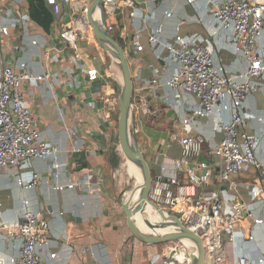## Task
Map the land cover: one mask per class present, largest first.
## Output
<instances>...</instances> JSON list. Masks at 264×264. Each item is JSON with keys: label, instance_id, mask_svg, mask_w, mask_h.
Instances as JSON below:
<instances>
[{"label": "crops", "instance_id": "crops-1", "mask_svg": "<svg viewBox=\"0 0 264 264\" xmlns=\"http://www.w3.org/2000/svg\"><path fill=\"white\" fill-rule=\"evenodd\" d=\"M222 1L197 0L189 4L186 0H141L134 10L135 21L129 19L131 9H125L118 15L115 21L117 32L113 38L121 45L120 36L127 39L137 29L144 30L145 19L150 17L151 21L147 20L149 28L162 26L166 40H173L179 28L182 35L212 47L216 63L223 64L230 76H239L246 70L247 63L235 53L229 32L219 31L217 35H211L219 29L213 9ZM60 3L63 4L62 0ZM11 8L29 13L32 22L28 37L36 39L39 45H29L21 26L13 28L8 38L2 39L0 35V69L25 61L34 73L48 71L51 74L49 80L23 87L26 105L36 119L35 127L57 148L59 161L67 164L61 178L63 184L87 179L97 184L91 190L77 187L62 193L54 192L51 187L54 184L51 158L33 162L24 170L26 174L38 172L42 175L35 191L24 192L18 187V170H0V200L3 205L0 226H13L20 222L21 201L27 198L35 210L56 212L50 220L49 246L42 251L45 264H165L164 256L168 249H164L161 243L152 244L137 237L123 211V205L139 184L140 171L126 154L119 134V97L123 78L117 64L96 40L90 39L81 42L77 62L97 68L99 79L89 84L77 71L70 74L75 66V55L62 40L61 32L71 19L72 8L53 14L45 2L38 0H16ZM165 12H169V16ZM23 46H27V50ZM260 48L264 55V30ZM149 49L145 54L129 49L126 58L133 78L132 96L141 86V77H154L161 86L159 95L152 102L157 114L143 122L137 137L153 180L161 175L162 167L170 171L171 161L180 158V148L171 136L182 135L183 120L198 104L194 98L184 94L179 98L171 96L169 106L163 103L162 98L168 93L166 84L177 64L158 63L154 48ZM147 60L156 64L158 71L150 70ZM243 113L247 117L244 130L257 142L258 158L264 164V91L248 98ZM228 120L229 113L220 108L214 118L202 120L194 126V134H202L206 139L202 160L214 164L212 151L222 138V126ZM75 131L78 137L72 135ZM133 167L136 171L132 170ZM219 171L220 167L216 166L215 178L206 193L222 191L223 186L216 178ZM260 174L245 171L238 176L240 195L233 201L244 200L253 215L264 220V182L259 178ZM182 181L186 182L187 178L183 177ZM256 191L260 194L253 199L252 194ZM137 216L143 220V216ZM251 232L254 239H244L240 251L256 261L264 252V224L252 225ZM18 248V243L8 236L6 230L0 231V264H16ZM85 248L93 250V258L83 253ZM50 254H56V259H51ZM159 257L161 260L157 261Z\"/></svg>", "mask_w": 264, "mask_h": 264}, {"label": "built area", "instance_id": "built-area-1", "mask_svg": "<svg viewBox=\"0 0 264 264\" xmlns=\"http://www.w3.org/2000/svg\"><path fill=\"white\" fill-rule=\"evenodd\" d=\"M38 1L45 2L53 14H60L67 7L72 8L71 19L64 24L61 32L62 40L75 55V66L70 74L74 75L77 71L89 84L95 83L100 76L98 69L82 66L77 62L81 42L95 40L87 15L89 0H62L63 4L60 0ZM140 1L102 0L104 30L112 38L117 32L115 21L118 15L125 9H131L129 19L135 21L134 10ZM186 1L193 4L197 0ZM13 3L16 0H0L2 39L8 38L13 28L21 26L29 45L38 46L36 39L28 37L32 22L29 13L11 8ZM165 15L169 16V12H165ZM213 17L218 22L219 29L211 35L215 36L219 31L229 32L235 53L247 63L246 70L239 76H230L223 64L216 63L212 47L182 35L179 28L173 40H166L162 26L149 28L147 20L150 17L145 19L144 30L137 29L127 39L120 36L123 41L120 46L125 54L129 49L145 54L151 47L154 48L155 61L158 63L177 64V69L166 84L168 93L162 98L165 105H170L171 96L179 98L183 94L194 98L198 104L183 120L182 135L175 138L181 151L180 158L171 161L170 171L167 167H162L161 175L152 180L148 196L149 207L158 218L168 220L176 216L183 226L196 233L200 239L206 236L202 245L205 257L211 264H264V252L256 261H252L240 251L244 239H254L252 225H263L264 220L256 218L244 200L233 201L240 195L241 187L237 177L243 172H260L259 178L264 182V172H261L264 164L258 158L257 142L244 130L247 117L243 113L248 98L264 91V55L260 48L264 30V0H223L214 7ZM27 46L23 47L27 50ZM55 61L59 63L57 59ZM147 66L154 72L158 71L156 64L149 60ZM50 77L48 71L34 73L25 61L0 69V170H18V187L24 192L35 191L42 181V175L38 172L26 174L24 170L33 162L51 158L54 179L51 187L54 192L62 193L77 187L91 190L97 183L89 179L79 183L61 182L67 164L59 161L57 148L45 140L35 127L34 114L26 105L23 87L49 80ZM139 81L141 86L132 96L129 118L130 130L137 137L143 122L157 114L152 102L161 88L154 77H141ZM220 108L229 113V120L222 126V138L213 148L212 156L215 161L211 164L202 160L206 139L202 134H194V126L202 120L214 118ZM72 135L78 137L76 131ZM262 156L264 158V151ZM216 166L220 167L216 178L223 186L222 191L206 193L205 190L215 178ZM183 177L187 178L186 182L182 181ZM259 194V191L253 192L252 198H258ZM2 206L0 200V217ZM21 210L20 222L13 226L3 224L0 231L6 230L8 236L18 243L16 264H45L42 251L49 246L50 220L56 216V212L51 209L35 210L27 198L22 199ZM153 221L156 223L158 219ZM191 244L189 240L173 242V251L180 253L184 250L182 262L177 256H172L177 264H190ZM169 251L165 256L171 257ZM83 253L94 257L91 248H85ZM56 257V254H50L53 260ZM159 260L161 257L157 259ZM165 264H169L167 260Z\"/></svg>", "mask_w": 264, "mask_h": 264}, {"label": "water", "instance_id": "water-1", "mask_svg": "<svg viewBox=\"0 0 264 264\" xmlns=\"http://www.w3.org/2000/svg\"><path fill=\"white\" fill-rule=\"evenodd\" d=\"M97 13V16H96ZM87 15L89 23L93 29L95 40L105 50V52L117 64L123 78V89L119 97V134L122 145L129 158L137 165L141 175V182L135 187L130 199L123 205V211L127 216L128 224L132 232L139 238L149 243H162L165 241L175 242L179 240H189L192 243L190 249L191 264H207L203 241L199 236L183 226L177 217H171L166 222L151 223L143 215V223L146 228H142L136 215L133 214L137 203L145 198L150 205L148 196L152 185L151 173L145 157L140 149L139 141L129 127L130 108L133 93V78L131 69L126 58V54L121 46L104 30L105 15L102 0H89L87 4ZM161 214L162 212L159 211ZM141 214L139 216H142ZM170 226L165 231H159ZM165 259L169 264H177L175 259L168 255Z\"/></svg>", "mask_w": 264, "mask_h": 264}, {"label": "bare ground", "instance_id": "bare-ground-1", "mask_svg": "<svg viewBox=\"0 0 264 264\" xmlns=\"http://www.w3.org/2000/svg\"><path fill=\"white\" fill-rule=\"evenodd\" d=\"M96 16H97V13H96ZM133 165V164H132ZM137 166V165H136ZM135 170L136 171V169L133 167L132 168V170ZM141 182V175H140V172H138V183H140ZM128 198V197H127ZM133 214L134 215H142V214H144V216H146L147 217V219H148V221L149 222H151V223H154V221H153V219L155 220V219H158V223L159 222H166L167 220H164V219H160V218H158V215L156 214V213H154V211L149 207V205H148V203H147V201H146V199L145 198H142L138 203H137V205H136V207H135V209L133 210ZM143 216V215H142ZM138 217V216H137ZM136 217V218H137ZM159 217H162L160 214H159ZM176 217V216H175ZM178 218V217H177ZM137 220L139 221V223H140V225H141V227L142 228H146V226L144 225V223H143V220H141L139 217L137 218ZM170 228V226H168V227H166V228H164V229H160L159 231H165V230H167V229H169ZM191 247H192V244H191V246H190V249H191ZM169 253H170V255L171 256H177V258L182 262L183 261V258H184V250H181L180 251V253L179 252H177V251H173V249H171L170 251H169ZM189 258H190V250H189ZM206 261H207V264H211V262H210V260L207 258L206 259ZM190 264H191V261H190Z\"/></svg>", "mask_w": 264, "mask_h": 264}, {"label": "rangeland", "instance_id": "rangeland-1", "mask_svg": "<svg viewBox=\"0 0 264 264\" xmlns=\"http://www.w3.org/2000/svg\"><path fill=\"white\" fill-rule=\"evenodd\" d=\"M103 51L105 52V50H103ZM171 138H172V140H174V139H175V136L172 135ZM161 245L164 247V249L166 248V249H168V250H171L172 247H173V241H172V242H170V241H165V242H162Z\"/></svg>", "mask_w": 264, "mask_h": 264}]
</instances>
